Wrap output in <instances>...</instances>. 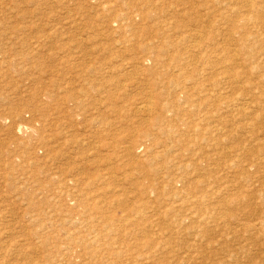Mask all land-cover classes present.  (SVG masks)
Here are the masks:
<instances>
[{
  "label": "rangeland",
  "instance_id": "374dc122",
  "mask_svg": "<svg viewBox=\"0 0 264 264\" xmlns=\"http://www.w3.org/2000/svg\"><path fill=\"white\" fill-rule=\"evenodd\" d=\"M263 65L264 0H0V264H264Z\"/></svg>",
  "mask_w": 264,
  "mask_h": 264
},
{
  "label": "bare ground",
  "instance_id": "6f19581e",
  "mask_svg": "<svg viewBox=\"0 0 264 264\" xmlns=\"http://www.w3.org/2000/svg\"><path fill=\"white\" fill-rule=\"evenodd\" d=\"M194 35H195V34H194ZM195 36H196V35H195ZM149 49H150V48H149ZM158 51H159V50H158ZM159 52H161V51H159ZM159 52H158V54L161 55V53H159ZM160 55H159V56H160ZM162 55H163V54H162ZM147 59H148V58H147ZM157 59H158V58H157ZM161 59H162V58H161ZM161 59H159V60H161ZM157 62H158V60H157ZM159 62H160V61H159ZM163 62H164V61H163ZM161 63H162V62H161ZM156 65H157V64H156ZM165 65H166V64H165ZM165 65H164V66H165ZM201 66H202V65H201ZM263 66H264V65H263ZM158 67H159V66H158ZM170 68H171V67H170ZM176 69H178V68H176ZM179 69H180V68H179ZM179 69H178V72H180ZM258 69H259V68H258ZM181 70H182V69H181ZM166 72H167V71H166ZM166 72H164V74H165ZM168 72H169V71H168ZM170 72H171V71H170ZM170 72H169V73H170ZM178 72L175 71L174 73H178ZM183 72H184V71H183ZM183 72H182V73H183ZM166 74H167V73H166ZM180 74H181V72H180ZM183 74H184V73H183ZM177 75H178V74H177ZM227 75H228V74H227ZM234 75L236 76V74H234ZM224 76H225V75H224ZM224 76H223V77H224ZM229 76H230V75H229ZM238 76H239V75H238ZM179 77H180V76H179ZM223 77H222V78H223ZM227 77H228V76H227ZM232 77H233V75H232ZM236 77H237V76H236ZM228 78H229V77H228ZM239 78H240V76L238 77V79H239ZM242 78H243V76H242ZM242 78H241V79H242ZM175 79H176V78H175ZM179 79H180V78H178V80H179ZM220 79H221V78H220ZM181 80H182V79H180V81H181ZM184 80H185V79H184ZM230 80H231V83H233V80H232V79H230ZM172 81H173V80H172ZM188 81H189V80H188ZM211 81H212V80H211ZM222 81H223V80H222ZM234 81H235V79H234ZM161 82H162V81H161ZM175 82H177V81H175ZM204 82H205V81H204ZM214 82H216V81H214ZM223 82H224V81H223ZM237 82H238V81H237ZM239 82H240V81H239ZM241 82H242V81H241ZM164 83H166V82H164ZM164 83H163V85H166V84H164ZM172 83L174 84V82H172ZM172 83H171V84H172ZM183 83H184V81H183ZM190 83H191L190 85L193 84V82H191V81H190ZM224 83H226V82H224ZM243 83H244V82H243ZM173 84H172V85H173ZM206 84H208V83H206ZM206 84H205V85H206ZM217 84H218V83H217ZM249 84H250V83H249ZM168 85H169V83H168ZM168 85H167V86H168ZM188 85H189V84H188ZM205 85H204V86H205ZM212 85H214V84L212 83ZM215 85H216V83H215ZM228 85H229V84H228ZM242 85H243V84H242ZM181 86H182V88H185V86L182 85L181 82L178 81V82L176 83V88H174V89H178V88L182 89ZM192 86H194V85H192ZM209 86H210V84H209ZM229 86H231V85H229ZM177 87H178V88H177ZM196 87H198V86H196ZM202 87H203V86H202ZM212 87H213V86H212ZM214 87H215V86H214ZM255 87H256V86H255ZM255 87H254V88H255ZM191 88H192V87H191ZM194 88H195V87H194ZM203 88H207V87H203ZM251 88H253V87H251ZM209 89H210V88H209ZM209 89H208V90H209ZM256 89H257V88H256ZM172 90H173V89H172ZM185 90H186V89H185ZM187 90H189V89H187ZM203 90H204V89H203ZM203 90H202V91H203ZM206 90H207V89H206ZM211 90H212V89H211ZM213 90H214V88H213ZM179 91H180V90H179ZM179 91H177V93H178ZM194 91H196V90H194ZM194 91H192V93H193ZM209 91H210V90H209ZM173 92H175V90H174ZM183 92H184V91H183ZM205 92H206V91H205ZM212 92H213V91H212ZM212 92H209V93L212 95ZM149 93H150V92H149ZM180 93H181V92H180ZM189 93H190V92H189ZM202 93H203V92H202ZM207 93H208V91H207ZM186 94L188 95L187 92H186ZM210 94H209V96H210ZM145 95H147V94H144V96H145ZM148 95L151 96L152 94H148ZM214 95H215V94H214ZM142 96H143V95H142ZM179 96H180V95H179ZM184 96H185V95H184ZM184 96H183V97H184ZM192 96H193V95H192ZM203 96H204V95H203ZM185 97H186V96H185ZM206 97H207V96H206ZM210 97H211V96H210ZM144 98H145V97H144ZM146 98H147V97H146ZM150 98H151V97H150ZM150 98L148 97V100H150ZM186 98H187V97H186ZM213 98H214V97H213ZM213 98H212V99H213ZM177 99H179V98L177 97ZM183 99H184V98H183ZM201 99H202V98H201ZM208 99H209V98H208ZM241 99H243V98H241ZM244 99H245V98H244ZM244 99H243V100H244ZM144 100H145V99H144ZM144 100H142V101H144ZM148 100H147V101H148ZM185 100H186V99H185ZM203 100H204V99H203ZM210 100H211V99H210ZM251 100H252V99H251ZM256 100H257V99H256ZM142 101H141V102H142ZM150 101H151V100H150ZM175 101H176L177 103L179 102L178 100H175ZM183 101H184V100H183ZM186 101H187V100H186ZM186 101H185V102H186ZM200 101H202V100H200ZM205 101H206V100H205ZM257 101H258V100H257ZM139 102H140V101H139ZM181 102H182V101H181ZM251 102H252V101H251ZM260 102H261V100H260ZM150 103H151V102H150ZM158 103H159V102H158ZM174 103H175V102H174ZM194 103H197V102H194ZM194 103H193V104H194ZM207 103H208V101H207ZM142 104H143V105H142ZM172 104H173V103H172ZM181 104H182V103H181ZM191 104H192V103H191ZM244 104H245V103H244ZM133 105H134V104H133ZM133 105H132V107H134ZM137 105H138V104H137ZM141 105H142L141 107L146 106V102H145V101H144V103L142 102ZM168 105H169V104H168ZM183 105L186 106V104H183ZM197 105H198V104H197ZM205 105H206V103H205ZM207 105H208V104H207ZM242 105H243V104H242ZM171 106H172V105H171ZM174 106H176V105L174 104ZM177 106H179V105H177ZM189 106H190V105H189ZM199 106H201V105H199ZM136 107H137V106H136ZM136 107H135V108H136ZM139 107H140V106H139ZM190 107L193 108V105L190 106ZM135 108H134V110H135ZM146 108H147V107H146ZM149 108H150V109L152 108L151 105H150V107H148V109H149ZM166 108H168V111H169V106L166 107ZM166 108H165V109H166ZM186 108H187V107H186ZM148 109H146V111H149ZM153 109H154V108H153ZM153 109H152V110H153ZM165 109H163V110H165ZM172 109L175 110V108H172ZM177 109H178V108H177ZM184 109H185V107H184ZM184 109H183V107H181V109H179V111H180V110H184ZM137 110H138V108H137ZM154 110H155V109H154ZM185 110H186V109H185ZM185 110H184V111H185ZM187 110H188V108H187ZM139 111H140V109H139ZM150 111H151V110H150ZM150 111H149V112H150ZM161 111H162V110H161ZM170 111H171V110H170ZM176 111H177V110H176ZM172 112H173V111H172ZM177 112H178V111H177ZM168 113H169V112H168ZM174 113H175V112H174ZM179 113H180V112H179ZM179 113H178V114H179ZM183 113H184V112H183ZM183 113H182V115H183ZM187 113H188V112H187ZM180 114H181V113H180ZM180 114H179V116H180ZM185 114H186V113H185ZM169 115H170V114H169ZM173 115H174V114H173ZM173 115L170 116V117L172 118ZM175 115H176V113H175ZM179 116L176 115V116H174V117H179ZM163 118H164V115H163ZM171 118H170V119H171ZM208 118H209V117H208ZM165 119H166V118H165ZM206 119H207V118H206ZM180 120L182 121V119H180ZM207 121H208V120H207ZM209 121H210V118H209ZM211 123H212V122H211ZM211 123H210V124H211ZM207 125H208V124H207ZM209 126H210V125H209ZM209 126H208V127H209ZM165 129H166V128H165ZM210 129H211V128H210ZM171 130H173L172 127H171ZM171 130H170V131H171ZM211 131H212V130H211ZM212 132H214V131H212ZM148 149H150V148H148ZM263 149H264V148H263ZM146 151H147V150H146ZM153 151H154V150H153ZM153 153H154V152H153ZM261 154H263V153H261ZM262 157H263V156H262ZM262 160H263V159H262ZM182 163H183V162H181V164H182ZM184 163H185V162H184ZM184 163H183V164H184ZM188 163H189V162H188ZM179 165H180V164H179ZM184 166H185V165H184ZM193 166H194V165H193ZM184 169H185V168H184ZM192 169H193V167H192ZM190 174H192V173H190ZM194 177H197V176H194ZM191 179H192V178H191ZM191 179H190V181H191ZM187 180H188V179H187ZM187 180H186V181H187ZM193 180H195V179H193ZM193 180H192V181H193ZM197 182H198V180H197ZM199 182H200V181H199ZM199 182H198V184H200ZM193 183H194V182H192V184H193ZM194 184H195V183H194ZM202 185H203V183L201 184V186H202ZM262 185H263V184H262ZM172 186H173V185H172ZM189 186H190V185H189ZM189 186H188V187H189ZM195 186H196V185H195ZM190 187H191V186H190ZM199 187H200V186H199ZM203 187H204V185H203ZM263 187H264V186H263ZM176 188H177V187H176ZM176 188H175V189H176ZM186 188H187V187H186ZM260 188H261V187H260ZM195 189H196V187H195ZM201 189H202V188H201ZM173 190H174V189H173ZM178 190H179V189H178ZM202 190H203V189H202ZM169 191H171V190H169ZM174 191H175V190H174ZM179 192H180V190H179ZM179 192H178V193H179ZM187 192H188V191H187ZM198 192H199V191H198ZM198 192H197V193H198ZM203 192H204V191H203ZM76 193H77V192H76ZM194 193H195V192H194ZM176 194H177V192H176ZM199 194H200V193H199ZM108 195H109V194H108ZM169 195H170V194H169ZM172 195H173V194H172ZM177 195H178V194H177ZM182 195H183V194H182ZM164 196H165V195H164ZM193 196H194V195H193ZM196 196H197V195H196ZM203 196H205V195H203ZM188 197H190V196H188ZM197 197H198V196H197ZM194 198H195V197H194ZM203 198H204V197H203ZM94 199H95V198H94ZM186 199H188V198L186 197ZM196 199H197V198H195V200H196ZM200 199H202V197H201ZM205 199H206V198H205ZM168 200H171V199H168ZM178 200H179V199H178ZM178 200H177V201H178ZM181 200H182V199H181ZM183 200H185V198H184ZM202 200H203V199H202ZM172 201H173V200H172ZM175 201H176V200H175ZM177 201H176V202H177ZM181 202H182V201H181ZM184 202H186V200H185ZM184 202H182L183 204L180 203L181 206L184 205ZM187 202H189V201H187ZM199 202H200V201H199ZM172 203H173V202H172ZM189 204H192V203H189ZM195 204H196V203H195ZM202 204H203V203H202ZM181 206H180V207H181ZM188 206H189V205H188ZM188 206H187V207H188ZM194 206H195V205H194ZM183 207H184V206H183ZM187 207H186V208H187ZM177 208H178V207H177ZM177 208H176V209H177ZM181 208H182V207H181ZM195 208H196V207H195ZM195 208H194V209H195ZM182 209H183V208H182ZM187 209H188V208H187ZM191 209H192V208H191ZM194 209H192V212H193ZM189 210H190V209H189ZM168 212H169V211H168ZM188 212H189V211H188ZM186 213H187V212H186ZM127 215H128V214H127ZM189 216H190V215H189ZM192 216H193V215H192ZM176 218H177V217H176ZM185 218H187V217H185ZM108 220H109V219H108ZM120 221H121V220H120ZM86 225H87V224H86ZM71 232H72V231H71ZM97 248H98V247H97ZM67 256H68V255H67ZM175 257H176V256H175ZM53 260H54V259H53ZM134 263H135V262H134ZM178 263H179V262H178Z\"/></svg>",
  "mask_w": 264,
  "mask_h": 264
}]
</instances>
